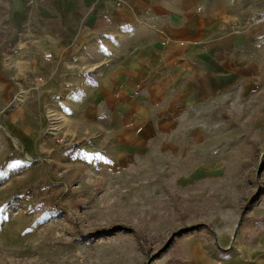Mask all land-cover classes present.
<instances>
[{
  "label": "rangeland",
  "instance_id": "1",
  "mask_svg": "<svg viewBox=\"0 0 264 264\" xmlns=\"http://www.w3.org/2000/svg\"><path fill=\"white\" fill-rule=\"evenodd\" d=\"M176 1L234 39L231 72L197 71L190 94L169 71L98 90L124 48L81 66L40 38L31 72L0 48V264H264V0Z\"/></svg>",
  "mask_w": 264,
  "mask_h": 264
},
{
  "label": "crops",
  "instance_id": "2",
  "mask_svg": "<svg viewBox=\"0 0 264 264\" xmlns=\"http://www.w3.org/2000/svg\"><path fill=\"white\" fill-rule=\"evenodd\" d=\"M115 1L0 0L1 53L18 70L31 72L40 38L50 48L78 49L77 58H69L68 63L81 66L106 64L87 57L84 49L108 45L124 48L122 57L101 73L96 87L102 90L107 81L113 85L126 81L122 91L133 95V87L156 77L154 86L161 90L160 73L167 71L171 80L184 77L187 94L199 89L197 71L202 70L206 78L210 76L211 82L217 65L231 72L229 56L234 39L232 34L215 35L224 25L215 9L200 10L193 1L191 11H185L176 0H122L127 6H116ZM102 37L110 44H105ZM183 254V264H214L216 259L204 249H190ZM221 261L242 264V256L228 251Z\"/></svg>",
  "mask_w": 264,
  "mask_h": 264
},
{
  "label": "built area",
  "instance_id": "3",
  "mask_svg": "<svg viewBox=\"0 0 264 264\" xmlns=\"http://www.w3.org/2000/svg\"><path fill=\"white\" fill-rule=\"evenodd\" d=\"M51 56V53L50 52H47L46 53V58L50 57Z\"/></svg>",
  "mask_w": 264,
  "mask_h": 264
},
{
  "label": "bare ground",
  "instance_id": "4",
  "mask_svg": "<svg viewBox=\"0 0 264 264\" xmlns=\"http://www.w3.org/2000/svg\"><path fill=\"white\" fill-rule=\"evenodd\" d=\"M6 133H7L9 136H11V135L9 134V132H6ZM13 140L16 142V139H15V138H14Z\"/></svg>",
  "mask_w": 264,
  "mask_h": 264
}]
</instances>
